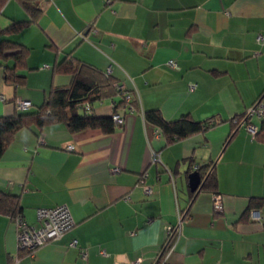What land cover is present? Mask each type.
Listing matches in <instances>:
<instances>
[{"label":"crops","instance_id":"crops-1","mask_svg":"<svg viewBox=\"0 0 264 264\" xmlns=\"http://www.w3.org/2000/svg\"><path fill=\"white\" fill-rule=\"evenodd\" d=\"M42 1L37 21L10 36L29 48L26 80L7 82L0 64V116L14 114L18 99L37 108L54 86L69 85L70 74L54 72L69 56L114 74L140 104L120 107L123 123L109 134L71 133L62 122L16 132L0 158V186L21 195L27 223L41 224V207L67 204L75 224L21 252L16 223L0 214V264H264V141L243 124L259 129L263 119L247 115L264 102V0ZM28 17L7 0L0 30ZM119 100L94 110L111 115ZM149 109L168 120H222L167 144L148 130ZM208 163L223 211L214 192L191 196L189 174ZM251 197L263 202L246 212Z\"/></svg>","mask_w":264,"mask_h":264},{"label":"trees","instance_id":"trees-1","mask_svg":"<svg viewBox=\"0 0 264 264\" xmlns=\"http://www.w3.org/2000/svg\"><path fill=\"white\" fill-rule=\"evenodd\" d=\"M18 1L29 17L25 20L14 21L6 29L0 30V64L5 65V80L7 82L22 85L26 76L21 71L26 67L29 48L10 36L21 32L25 27L37 21L43 11V1ZM6 2L7 0H0V13ZM69 58L70 56L58 62L54 69L55 73H65L72 76L69 85L54 86L47 94L45 101L37 108H31L32 105L25 110L18 109L12 115L0 116V158L14 139L16 132L23 127L31 128L36 133H40L45 126L62 122L67 125L71 133L92 128L101 129L104 133L109 134L115 132L121 124L114 119V114L120 112V107L133 106L137 108L139 106L138 97L125 87L122 88L118 77L114 74L102 71L85 61L69 60ZM9 60H13L14 64L10 66L7 62ZM127 94H130V100H127ZM116 96H120V100L115 102L113 114H96L95 102ZM260 98L264 99V93ZM244 118L243 114L237 115L232 119V122L234 123V120L241 122ZM221 120L217 117L197 120L189 113L174 120H168L160 109L145 111L148 130L160 129L167 144L187 138L194 133L205 132L220 123ZM238 125L235 124V127ZM233 133L234 131L231 132L230 136ZM256 137L264 141V117ZM211 165V163L202 165L198 167V171L202 178H206L203 190L218 193V180L216 174L212 170L210 171ZM191 196L194 198L196 192H191ZM262 202L263 198L251 197L246 212L259 207ZM0 214L9 216L14 222L19 217L24 218L21 195L0 186ZM172 232L169 234L167 245L164 246L163 254L168 250L176 236V233Z\"/></svg>","mask_w":264,"mask_h":264},{"label":"built area","instance_id":"built-area-1","mask_svg":"<svg viewBox=\"0 0 264 264\" xmlns=\"http://www.w3.org/2000/svg\"><path fill=\"white\" fill-rule=\"evenodd\" d=\"M110 70L111 69H109V71ZM121 87L123 88V86ZM126 98L127 100H130V94H127ZM17 104L18 108L21 110L28 109L32 106V102L25 99H18ZM253 114H257L261 118L264 117L263 101L258 102L255 106H253L249 110L247 117ZM114 119L120 123H123L124 115L121 112L116 113L114 114ZM244 123L247 124L248 130L253 135H256L258 130L256 125L253 123H247L246 120L243 121V124ZM73 148V145H70L68 147L69 150H72ZM144 190L147 194L152 193V188L148 185L144 186ZM214 205L217 210L223 211L224 206L222 195L220 193H215ZM37 217L41 222L40 225L29 224L22 217H19L15 221L18 232V243L20 251L34 253L38 247L51 240L61 237L75 224L74 215L67 204H62L55 207H41L37 210ZM177 229L173 228L170 230L172 232L176 231ZM72 244L75 245L76 242H73Z\"/></svg>","mask_w":264,"mask_h":264},{"label":"water","instance_id":"water-1","mask_svg":"<svg viewBox=\"0 0 264 264\" xmlns=\"http://www.w3.org/2000/svg\"><path fill=\"white\" fill-rule=\"evenodd\" d=\"M206 178H202L198 170L192 171L189 174V187L192 192H196V195L203 190Z\"/></svg>","mask_w":264,"mask_h":264},{"label":"rangeland","instance_id":"rangeland-1","mask_svg":"<svg viewBox=\"0 0 264 264\" xmlns=\"http://www.w3.org/2000/svg\"><path fill=\"white\" fill-rule=\"evenodd\" d=\"M31 108H36L35 106H32ZM213 197H214V194H213ZM38 225V224H37ZM40 225V224H39Z\"/></svg>","mask_w":264,"mask_h":264},{"label":"clouds","instance_id":"clouds-1","mask_svg":"<svg viewBox=\"0 0 264 264\" xmlns=\"http://www.w3.org/2000/svg\"><path fill=\"white\" fill-rule=\"evenodd\" d=\"M151 242H152V243H154V242H155V240H154V239H152V240H151Z\"/></svg>","mask_w":264,"mask_h":264}]
</instances>
